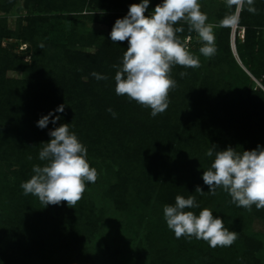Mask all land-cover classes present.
I'll return each instance as SVG.
<instances>
[{
    "label": "trees",
    "instance_id": "trees-1",
    "mask_svg": "<svg viewBox=\"0 0 264 264\" xmlns=\"http://www.w3.org/2000/svg\"><path fill=\"white\" fill-rule=\"evenodd\" d=\"M19 1L27 14L11 30L5 16ZM107 1L121 13L83 14L87 6L101 9ZM141 2L0 0V183L5 174L3 168L13 177L10 182L7 175L8 183L0 190V264H57V259L52 258L60 254L71 264H94L82 249L79 228L81 220L88 227L96 226L92 203L80 200L74 208L67 202L44 206L37 197L23 195L20 187L34 175L33 165L45 163L39 160V151L51 139L49 131L61 124H69L70 132L87 148L90 166L98 175L104 174L101 180L114 181L106 192L117 207L127 208L132 203L124 193L129 185L142 194L145 203L140 206L146 210L150 205V213L155 203L174 205L177 195H194L199 208L186 210L199 215L208 208L214 217L224 220L225 228L238 234L231 246L216 248L203 240L181 237V253L185 249L193 257L184 264H264V209L257 210L253 205L248 212L237 207L222 189H217V195H210L202 179L215 158V154L206 156L213 145L218 151L231 146L239 152L258 145L264 147V91H253L250 78L235 62L229 48L230 28L217 27L214 35L218 51L211 61L206 58L208 63L202 73L201 68L173 67L171 76L177 86L169 93L165 112L153 118L150 109L116 95L113 65L121 64L128 42L112 43L109 34L115 21L127 15L129 6ZM162 2L150 0V13ZM254 6L258 14L249 13L247 6L241 12L238 27L244 28V39L241 42L237 37L236 43L242 63L253 76L262 79L264 86V0H255ZM227 11L222 0L217 25ZM84 19L107 25L108 32H80L78 23ZM174 27L184 28L178 34L182 40L193 41L198 35L189 33L183 21ZM4 39L27 43L29 60L25 62L12 53L14 44L1 47ZM202 46L190 52L205 59L199 53ZM90 47H94V52L88 51ZM8 70L22 73V77L8 78ZM182 71L188 75L181 78ZM92 72L108 79L98 81ZM239 79L243 86L231 110L233 103L226 95L232 90L229 80ZM61 104L65 105L64 112H55ZM108 108L117 113L116 118ZM50 112L54 115L48 126L37 127V121ZM55 116L61 119L54 125L51 120ZM205 160L208 165L194 177L195 185L189 188L181 184L177 176L184 171L191 176V170L197 171L199 162ZM197 186L203 189V195L195 192ZM220 197L225 204L214 201ZM139 218L144 219L142 215ZM149 238L146 236V241ZM164 243L167 245L153 252L152 239L151 258L156 260L151 264L181 263L176 259L182 258L175 252L179 249L174 246L176 239ZM160 259L163 260L159 262Z\"/></svg>",
    "mask_w": 264,
    "mask_h": 264
},
{
    "label": "clouds",
    "instance_id": "clouds-1",
    "mask_svg": "<svg viewBox=\"0 0 264 264\" xmlns=\"http://www.w3.org/2000/svg\"><path fill=\"white\" fill-rule=\"evenodd\" d=\"M150 0H142L129 6L125 17L117 19L110 32L112 43L128 42L120 65H113L115 72V93L126 96L144 108L151 110L154 118L165 112L169 106V93L177 86L171 76L174 66L196 69L201 66L198 56L188 48V41L178 35L183 27H174L181 21L187 24L188 32L198 34L203 46L199 53L205 58L217 54L214 27L236 28L240 22L241 12L258 14L255 0H225L228 11L218 25L207 23V15L201 11L199 0H163L157 4L150 15H145ZM234 6V11L232 10ZM43 49V44L39 46ZM96 80H107L106 75L92 72ZM181 78L188 75L180 72ZM61 104L55 112H64ZM107 111L116 118L117 113L111 108ZM50 112L37 121V127L44 129L50 122ZM60 116L51 120L56 124ZM51 139L43 143L39 151L42 166L33 165L34 175L20 187L23 195L31 194L44 205H59L67 202L74 206L82 199L87 183H95L97 170L87 160V148L79 141L75 133L70 132L69 124H61L49 131ZM215 158L210 168L203 172V182L208 186L210 195H217L222 189L231 197V203L248 212L253 205L257 210L264 209V147L260 145L253 150L242 152L229 146L226 150H216L213 145L206 156ZM30 160L31 156L28 157ZM196 193L205 192L200 186ZM199 208L194 195L185 198L175 197V203L163 207V215L168 229L177 239L185 237L203 240L210 247H228L237 239L235 231L224 227V220L214 217L213 212L204 208L199 215L186 209Z\"/></svg>",
    "mask_w": 264,
    "mask_h": 264
},
{
    "label": "rangeland",
    "instance_id": "rangeland-1",
    "mask_svg": "<svg viewBox=\"0 0 264 264\" xmlns=\"http://www.w3.org/2000/svg\"><path fill=\"white\" fill-rule=\"evenodd\" d=\"M22 3V1L17 2L13 10L11 12H8L5 16L7 17L8 27L11 30H15L19 19H23L27 14V10L24 9ZM200 4L201 11L204 12L208 17L207 23L217 25L216 15L219 8L221 7L222 0H200ZM103 5L104 6L101 9H95L91 6H87L83 14H91L96 12H106L107 14L121 13V9L116 8L108 1L104 2ZM150 12L151 7L149 5L148 9L145 12V15L151 14ZM217 27H214V33L216 32ZM78 28L82 33L94 32L99 34L101 33L100 35H104L108 32L107 25L98 24L96 22H92L90 20L88 21L85 19L81 20L78 23ZM262 31L264 40V27L262 28ZM237 37L241 42H243L244 28H239L238 26L236 28H230L229 48L232 56L242 72H244L250 78L252 82L251 89L253 91H256L258 89L264 91V86L261 83L262 79L253 76L241 61L239 51L237 49ZM185 40H188V38H186ZM12 44L16 45V47L10 48L12 53L18 55L25 62L28 61L29 52H27L26 50L28 44L19 42L16 39H4L2 41L1 47L6 49ZM201 45L202 42L199 40V37L197 35L193 41L188 42L189 51H193ZM94 50V47L88 48V51L94 52ZM205 60L206 58H200L201 66L197 69L201 68V73L204 71L203 69L205 67V62L208 63V61ZM208 60L211 61V58H209ZM6 74L7 77L11 79H18L22 77V73L12 70H8ZM237 75L240 76L241 74L237 72ZM241 81L242 79L235 81L229 80V82L231 83L230 86H232V90L227 92L226 95L230 96V100L233 103L231 106V110H233V108L236 106V94L237 92H239V88L243 86L241 84ZM232 115H235V111ZM262 143H264V140L262 141ZM206 160L203 163H201L202 161L199 162L197 171L196 169L191 170V176H189V172L184 171L181 172L180 176H177L180 177L177 179L180 180L181 184H185L187 187L191 188V186L195 185L194 177H197L200 173H202L205 170V166L208 165V161ZM3 172L5 174L3 176V181H1L0 183V190L7 182L6 180L10 179V182H12L13 179V177L10 176V173H8L4 168ZM7 175L9 176L5 180V177ZM103 175L104 174L98 175L95 183L86 184V190L83 193L81 199L89 201L90 204L92 203L95 212L94 218L96 220V226H93L91 228L84 224V220H81V222H79V228H81L82 230V249L86 251L87 256L91 258L90 260L94 261V264H151L156 260L151 258L153 255L152 250H150L152 239L155 242L153 252L167 245V243H164V241L167 242L170 239H176L177 243L174 244V246L176 245L175 247L179 249L175 252L182 255L181 260L180 258H176L181 262L179 264H184V261H189V259L193 258L190 253L185 252V249L181 253V250L183 249V246L180 243L181 239H177L173 234V231L168 229L163 215V207L166 204L164 206H157L158 204L155 203L152 213H150V211H152L150 205L146 207V210H143L141 206L145 203V201H143V199L141 198L142 194L137 193L135 191L136 188H132V186L129 185L127 186V188L124 187V189L126 188V191L124 193L127 197V200H132V203H130L127 208L125 206V208H122V205L117 207L116 203H113L114 201L108 198L109 195L106 192V189H109V186L114 181L105 183V181L101 180L104 177ZM99 176H101V178ZM214 201H216L219 205L225 204V201L222 197L217 198ZM134 207H137L138 209H135ZM141 215L144 217L142 221H140L139 218L141 217ZM129 224L130 226L132 225V228H129ZM149 231H151L150 234ZM163 232L167 233L162 234ZM153 234L154 237L152 236ZM146 236L150 237L147 241L145 239ZM178 255L179 254H177L176 256ZM62 256V254H60V256L58 257L53 256L52 259H57V264H71L69 260H65L66 257L62 258ZM162 260L163 259H160L159 262H161ZM165 260L166 259H164V261Z\"/></svg>",
    "mask_w": 264,
    "mask_h": 264
}]
</instances>
